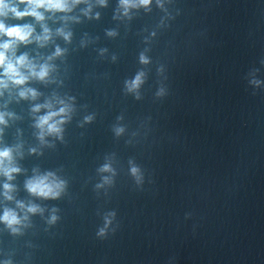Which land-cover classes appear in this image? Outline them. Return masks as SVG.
Wrapping results in <instances>:
<instances>
[{"label": "water", "instance_id": "obj_1", "mask_svg": "<svg viewBox=\"0 0 264 264\" xmlns=\"http://www.w3.org/2000/svg\"><path fill=\"white\" fill-rule=\"evenodd\" d=\"M91 2V17L80 4L68 14L79 21H47L70 30V41L20 47L42 57L65 49L52 82H29L37 101L0 98L17 116L3 143L23 146L16 199L44 209L18 233L0 223V260L264 264V0H152L129 16L119 0ZM141 71L143 83L128 91ZM53 92L74 97V111L62 138L41 144L31 105ZM106 163L112 171H100ZM33 169L64 179L62 194H29Z\"/></svg>", "mask_w": 264, "mask_h": 264}, {"label": "clouds", "instance_id": "obj_2", "mask_svg": "<svg viewBox=\"0 0 264 264\" xmlns=\"http://www.w3.org/2000/svg\"><path fill=\"white\" fill-rule=\"evenodd\" d=\"M101 6L107 4V0H96ZM162 7L161 0H157ZM152 0H119V11L123 16H129L130 10L143 7L148 9ZM80 4H86L81 9L84 16L93 15V3L91 0H0V98L8 95L9 99H24L37 101L42 93L31 87L29 82L36 80L41 82H52V73L56 65L52 61L63 55L65 49L56 45L51 54L42 57L39 54L32 56L29 52H20L22 45L27 46L35 43L39 48L49 44L54 36L59 35L66 41H70L72 33L66 27H58L53 30L47 23L48 20L60 19L62 21H79V16L68 15ZM57 13H62L57 17ZM99 17V13L94 14ZM26 17L33 18L34 22L10 23V20L24 21ZM37 24L40 30L37 31ZM109 35H114L109 31ZM142 63H148V57L141 54ZM144 72H138L136 76L126 81L127 90L135 92L143 83ZM259 83V81H255ZM74 97L60 96L53 92L45 97L43 102H36L31 105L33 115V127L37 130L36 136L41 144H47V137L61 139L64 131V124L71 119L74 111ZM5 101L0 104V223L4 224L12 233H18L22 227L26 226L30 214L43 213L44 209L34 202H25L16 199L15 192L17 186L12 183L16 174L23 171L17 162V157H22V144L6 145L2 137L4 128L8 126L10 120L16 119V113L7 110ZM91 116H86L85 120L90 121ZM119 135L123 132L122 127L116 128ZM36 148H30L29 152H36ZM100 171H112L109 164H104ZM133 175H137L139 170L133 166ZM139 179V177L137 176ZM105 183L110 182L108 176L103 177ZM66 181L53 171L41 172L33 169V174L24 182L25 190L39 198L55 199L64 191ZM99 186V185H98ZM5 201H14L15 207H9ZM55 209L49 218V223L57 219ZM114 215V214H113ZM110 223V217H105V227ZM105 229H100V234ZM0 264H11L9 260H0Z\"/></svg>", "mask_w": 264, "mask_h": 264}]
</instances>
